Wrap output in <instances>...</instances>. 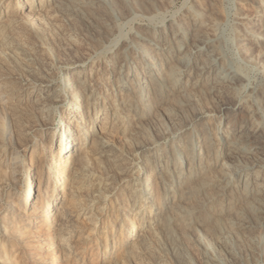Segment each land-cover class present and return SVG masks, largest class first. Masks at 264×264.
<instances>
[{"label":"bare ground","instance_id":"obj_1","mask_svg":"<svg viewBox=\"0 0 264 264\" xmlns=\"http://www.w3.org/2000/svg\"><path fill=\"white\" fill-rule=\"evenodd\" d=\"M177 1L0 0V116L49 132L26 163L0 124V264L67 263L27 227L73 216L56 190L92 230L115 200L121 264H264V75L227 45L264 72V0Z\"/></svg>","mask_w":264,"mask_h":264},{"label":"rangeland","instance_id":"obj_2","mask_svg":"<svg viewBox=\"0 0 264 264\" xmlns=\"http://www.w3.org/2000/svg\"><path fill=\"white\" fill-rule=\"evenodd\" d=\"M183 1L184 0H178L175 5V9H177L183 3ZM226 4H228L227 1ZM231 7L232 5H230V9H229V16H228L229 19L227 20V22L225 21L223 22V24L225 25H222L223 26L222 35L226 39L227 38L230 39L232 37L233 30L235 28L233 25L234 11ZM227 45H228V49L232 51V52L229 51L228 54H230L232 56L231 58L235 59V61L240 66L245 67V69L247 70L245 72H247V75L250 76L251 80L253 81L260 80L263 77L264 72L259 66H256L251 63L245 64L243 61H241L239 56L236 55V52H234V49L232 48V43L229 41ZM9 123L8 121H4L3 118L0 116V124L2 125V128L4 127L5 130L9 129L11 130V132H13V136H14L13 140H15L14 148L20 152L22 159H24L26 163L36 161V158L40 157L42 154L41 153L42 145L46 144V140L48 139L49 132L45 133V136L43 137H40L39 134H36L35 136L37 137V140L34 142L32 137H30V135L28 134L29 133V131L27 130L28 127L27 124H29L28 122L27 124L26 122L20 124L17 123L15 124V126L13 125V127L12 124ZM3 138L2 136L0 137V140L2 139L0 141V147L4 145ZM33 142L35 143L34 145L35 148L32 147ZM32 150L34 151L31 153ZM30 155H31V159H30ZM24 172H26V169L22 171V173ZM0 190H1L0 191V196H1L0 197V223H1L0 233H1L2 232L1 226L3 222L2 217L4 214H8L9 206H7L5 202L7 201V198L4 195L5 188L2 186ZM88 193L89 191L81 190L78 193H74V196H79V198L76 197L71 198L70 194H68L67 192L63 193L60 190L59 192L58 190H56L54 194L55 197H53V199L56 200H53L52 204L50 205V209L48 211L49 216H51L54 213H57V215L60 214V212L58 211V206L64 203L66 204V206L70 207L69 211L73 216L72 217L69 216L68 219L66 220L68 222L64 223V225L61 224L63 227H61V225L54 226L51 230L44 228L43 225L40 223V220L36 219V217H32V223H30L29 226L27 224L29 232L33 235L34 241H38L41 245L45 246V249L48 248L50 249L52 246L51 245L52 241L48 240L47 234L50 233V231H53L52 232L54 235L53 240H56L53 249L59 250V245H60L62 250L61 252L59 250L58 252L59 256L61 257V255L63 256L67 255V257L69 258L66 264H121L120 255L122 251L125 248H127L128 245H130L131 242H134V236H133L134 232H132V235L126 241V238L123 239L124 233L120 232V229L117 228V232L116 230H114V228L111 229L112 227L110 226L112 225H111L110 215H117V213L115 212L116 202L113 199L111 201L108 200L106 203L100 205V207L104 206L103 215L102 213H100V219L97 221V226L95 230H92L91 226H89L91 224L89 223L90 222L89 220H93L97 218L96 209H93L89 211L87 214L81 215L79 217L76 215V212L78 211L77 207H80L85 203V199H86L85 197L88 196ZM51 194H52L51 188L49 187V192L47 194V197L48 195L50 196ZM56 219L57 218H55V220ZM26 223L27 221L25 219L23 221V224L25 225ZM80 236L83 239L87 238L88 241L85 240L81 241ZM59 238H65V239L60 242ZM11 241L16 243V240L14 239H11ZM44 254H46L45 251L43 252V255ZM57 262L58 263L56 264H62L61 258L58 259Z\"/></svg>","mask_w":264,"mask_h":264}]
</instances>
